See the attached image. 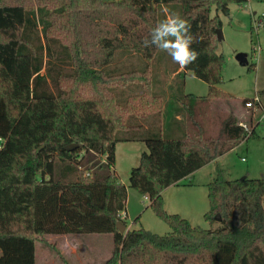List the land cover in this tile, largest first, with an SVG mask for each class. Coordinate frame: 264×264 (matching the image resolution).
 I'll use <instances>...</instances> for the list:
<instances>
[{
  "label": "trees",
  "instance_id": "16d2710c",
  "mask_svg": "<svg viewBox=\"0 0 264 264\" xmlns=\"http://www.w3.org/2000/svg\"><path fill=\"white\" fill-rule=\"evenodd\" d=\"M213 2L0 0V264H35L37 240L47 235L93 234L112 236L106 264H264V177L226 180L216 167L206 185L207 230L163 210L162 190L254 136L231 116L217 134L201 126L195 102L226 95L217 89L221 23L209 26L211 9L228 15L229 3L247 0ZM176 9L191 25L199 58L173 78L180 66L166 71L164 110L151 63L170 56L142 41ZM187 74L207 84L208 94L172 99L182 106L168 121L172 83ZM118 142L145 144L129 187L148 197L170 233L116 229L127 201L113 171ZM71 144L77 148L65 151Z\"/></svg>",
  "mask_w": 264,
  "mask_h": 264
},
{
  "label": "rangeland",
  "instance_id": "374dc122",
  "mask_svg": "<svg viewBox=\"0 0 264 264\" xmlns=\"http://www.w3.org/2000/svg\"><path fill=\"white\" fill-rule=\"evenodd\" d=\"M228 9V15H224L212 8L209 21L211 28L216 27L218 20L221 23L223 39L218 41L217 53L222 55L223 65L222 81L217 89L226 95L216 100H197L195 104L200 109L201 126L205 134H217L222 121L231 116L235 118L238 126H246L249 130L247 136L254 128V136L244 138L239 146L221 156L216 163L207 164L178 185L161 191L165 213L179 215L191 225L204 230L210 228L203 217L209 209L206 185L214 175L216 167L223 171L226 180L264 177V95H260L264 91V0H247L241 5L229 3ZM174 14H179L178 9L174 10ZM239 53L246 54V66L236 61L235 57ZM115 60L118 65L126 63L118 53ZM133 62H136L134 56L130 60V63ZM176 65L171 57H166L163 64L151 63V76L156 81L154 94L161 96L164 110L170 94L162 83L169 80L166 71L170 68L173 70ZM172 84V97L167 109L168 121L172 117V109L180 111L178 107L182 106H174L172 99L178 100L183 94L200 99L208 94L207 84L190 74L181 75ZM126 95L127 90L122 95L124 100ZM255 97L259 102L252 100ZM131 101L137 103V99ZM246 102H251V106L246 107ZM128 111H123L124 118ZM180 114L185 117L184 112ZM133 134L135 133L131 131L128 135ZM143 153L148 151L145 144L140 142H118L115 145L113 171L127 191L125 210L121 213L124 217L123 224L127 230L143 228L163 236L170 233L169 227L150 208L148 197L129 187L130 171L139 166ZM212 227L217 228L219 225L214 223ZM42 238L35 245L36 264H106L113 250V239L109 234L47 235Z\"/></svg>",
  "mask_w": 264,
  "mask_h": 264
},
{
  "label": "clouds",
  "instance_id": "9594fccd",
  "mask_svg": "<svg viewBox=\"0 0 264 264\" xmlns=\"http://www.w3.org/2000/svg\"><path fill=\"white\" fill-rule=\"evenodd\" d=\"M150 39L142 41L144 47L155 46L166 52L180 68H186L199 58V52L192 47L196 42L190 23L179 14H168L151 29Z\"/></svg>",
  "mask_w": 264,
  "mask_h": 264
},
{
  "label": "water",
  "instance_id": "95a60500",
  "mask_svg": "<svg viewBox=\"0 0 264 264\" xmlns=\"http://www.w3.org/2000/svg\"><path fill=\"white\" fill-rule=\"evenodd\" d=\"M216 36H217V40L219 42H221L222 39H223L221 29H217L216 30ZM235 59L240 65H242V66H246L247 65V56H246V54L239 53V54L236 55ZM76 148H77L76 144H71V145L65 147L64 150L67 151V152H71V151L75 150ZM243 178H241V179H243ZM219 219H220L219 215H216L215 216V220L219 221ZM116 229L118 230V232L120 234H125V232H127L126 228H125V225L122 224L121 222H117L116 223Z\"/></svg>",
  "mask_w": 264,
  "mask_h": 264
},
{
  "label": "built area",
  "instance_id": "2783aa9c",
  "mask_svg": "<svg viewBox=\"0 0 264 264\" xmlns=\"http://www.w3.org/2000/svg\"><path fill=\"white\" fill-rule=\"evenodd\" d=\"M254 102H259V99L257 97H255L254 99H252ZM251 102H246L245 106L246 107H250L251 106ZM239 126L244 130V132L247 134L249 133V130L246 128V126H244L243 124H239ZM120 218V222L124 219L123 215H119L118 216Z\"/></svg>",
  "mask_w": 264,
  "mask_h": 264
},
{
  "label": "crops",
  "instance_id": "0c3cea01",
  "mask_svg": "<svg viewBox=\"0 0 264 264\" xmlns=\"http://www.w3.org/2000/svg\"><path fill=\"white\" fill-rule=\"evenodd\" d=\"M182 70V68H179L178 70H177V72L175 73V74H172L170 77L171 78H173L178 72H180ZM170 108V107H169ZM254 129V128H253ZM218 160V159H217ZM242 160H244V159H242ZM217 161H215V163H216ZM126 231H128L127 229H126ZM63 236H65V235H63ZM36 252H35V264H36Z\"/></svg>",
  "mask_w": 264,
  "mask_h": 264
}]
</instances>
